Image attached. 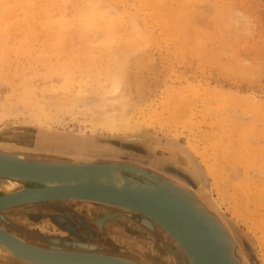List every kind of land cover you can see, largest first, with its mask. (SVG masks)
<instances>
[{
    "label": "rangeland",
    "instance_id": "374dc122",
    "mask_svg": "<svg viewBox=\"0 0 264 264\" xmlns=\"http://www.w3.org/2000/svg\"><path fill=\"white\" fill-rule=\"evenodd\" d=\"M46 1L48 3L45 2L44 6H53V18L72 22L71 33L65 35L68 39L56 32L53 34L46 27L48 18L43 10L40 12L43 16L39 13L33 15L15 0H9L14 17L11 14L13 18L10 16L11 19H7V11L0 4V142L35 148L39 140H43L50 144L42 147L44 151L77 152L95 159L115 158L116 152L120 155L116 159L143 167L175 183L181 181L195 188L204 184L210 188L213 199L217 198L222 204L220 210L224 211L222 213L246 258L254 264H264V243L259 240L260 233L248 229L244 221L249 216V220L262 225L263 218L264 224L263 209L253 211L252 204H242L248 214L242 210L239 211L240 216L247 214V217H236L235 201L237 203L239 200L233 199L236 197L234 194H245L242 179H249L245 172L251 169L256 172V169L263 168L264 0H154L157 3L145 1L147 4L144 0H102L101 8L115 18L118 40L115 42H111L112 39L103 29L97 35V31L82 26L80 9L89 5L87 0H67L65 5L55 0ZM42 5L38 3L40 8ZM63 12H67L64 18ZM29 18L32 20L29 21ZM19 20L24 23L28 20L26 26L21 25ZM31 21L30 28L34 29V24L39 25V29L35 25L36 34L27 32V23ZM134 22L139 25L140 34L134 30ZM40 29L45 30L41 32ZM64 61L71 63L68 62L66 67ZM62 65L66 69L73 68L74 87L79 85L76 81L83 73V79H88V89L98 91L101 88L99 93L108 91L111 85L110 71L123 74L118 90L121 98L116 96V103L113 102L115 114L111 116V112L109 116L104 115L106 118L102 120L97 117L100 121L93 120L79 102H75L69 112L66 105H62L64 101L61 100L62 104L58 101L60 98L66 99L63 95L67 96L62 88H66V85H62V74L65 72L64 69L60 70ZM58 79L61 81L58 82ZM57 83L59 88L62 85V89L57 87ZM28 89L33 92V99L26 101L23 94ZM57 92L59 98L54 95ZM109 92L112 93V90L109 89ZM187 99H193L191 106L185 103ZM223 101L226 103L221 104ZM235 111L241 112L240 115H235ZM231 113L237 118H232ZM110 117L116 121L109 124L107 119ZM126 121H130V125L126 126ZM189 144L198 147L199 154L193 152ZM60 145L66 148L60 149ZM247 155H252L251 163ZM39 160L60 162L54 158ZM209 165L217 169L229 202L226 199L222 202L219 198L218 186L206 172ZM231 165H235L236 172L230 171L234 169ZM229 172L234 174L230 173L232 178L237 176V172H243L241 181L240 178L238 181L231 179L232 187L228 183L231 182ZM253 175L259 180L264 179L261 174ZM224 183H228L229 188L227 184L224 187ZM232 188H239V194ZM71 203L65 209H53L49 204L36 208H11L1 213L0 223L26 241L42 247L51 246L50 237H70L97 247L88 249L92 252L125 254L122 252L131 247L159 264H188L183 250L176 243L168 242L140 224L138 219L143 218L140 214L134 213L128 217L123 214L117 220L105 223L103 230H100L96 221L104 214L101 206L80 201ZM229 203H234L233 209H230L232 204ZM5 220L17 226L21 233L17 234L6 226ZM71 248L85 250L83 246ZM165 257H169V260L164 263L161 259Z\"/></svg>",
    "mask_w": 264,
    "mask_h": 264
},
{
    "label": "water",
    "instance_id": "95a60500",
    "mask_svg": "<svg viewBox=\"0 0 264 264\" xmlns=\"http://www.w3.org/2000/svg\"><path fill=\"white\" fill-rule=\"evenodd\" d=\"M3 144L19 145L0 142V146ZM22 148L26 150L22 158L0 151V175L21 177L35 186L19 193L0 195V215L11 208H36L45 204L53 209H65L71 202H87L80 200L87 199L92 200L88 203L101 206L104 214L100 217H109L105 223L115 221L123 214L128 217L137 213L143 217L138 219L140 224L151 232L155 233L153 229L156 226L169 230L183 247L182 240L185 238L188 241L186 249L196 264H251L225 218H222L224 225L217 220H206L193 206V202L202 199L192 195L188 201L173 193L179 188L177 185L184 183H175L155 172L115 158L93 159L76 153L58 154L42 149L37 151L28 146ZM40 158H54L60 162L40 161ZM118 172H122V177L127 180L122 186L117 181ZM127 173L145 182V187H132ZM49 181L65 182L67 185L48 186ZM100 217L96 223L102 230L105 223H98ZM63 221L68 224L66 219ZM0 226L4 227L1 223ZM1 227L0 240L11 246L17 256L0 261L4 264H126L120 259V253L92 252L88 249L97 247L70 237H50L51 246L42 247ZM76 246H83L85 250H72L71 247ZM122 253L130 252L125 250ZM184 254L188 256L186 252Z\"/></svg>",
    "mask_w": 264,
    "mask_h": 264
},
{
    "label": "bare ground",
    "instance_id": "6f19581e",
    "mask_svg": "<svg viewBox=\"0 0 264 264\" xmlns=\"http://www.w3.org/2000/svg\"><path fill=\"white\" fill-rule=\"evenodd\" d=\"M17 3H19L21 6H22V8L23 9H25V10H28V11H30V12H32L33 13V15H35V14H40V12H41V10H43L44 11V13H46L47 14V22H46V27L53 33H55L56 32V34H58V35H60V37H64L65 35H67V34H69V33H71L70 31H71V28H72V22L71 21H69V20H66V19H57V17L56 18H53V16L51 15V13L53 12V10H52V7H49V6H47V4L44 6V3L45 2H47L46 0H15ZM54 1V0H53ZM88 2H89V5L87 6V7H85V8H82V9H80V22H81V24H82V26H84V27H86L87 29L89 28L90 29V31L91 30H93V31H97V35L99 34V32L103 29V30H105V31H107V35H109V37L113 40H111V42H115L116 40H117V36H116V23H115V18H112V15L108 12V13H106L105 12V10H103L102 8H101V1L102 0H87ZM143 1V0H142ZM153 2L154 0H144L143 2L145 3V4H147L146 2ZM160 1V0H159ZM182 1H184V0H182ZM55 2H58V3H62L63 5H65L66 4V2H67V0H55ZM79 2V1H78ZM185 2H187V0L185 1ZM38 3H41V8H40V6H38ZM48 3V2H47ZM148 3V4H149ZM153 3H157V2H153ZM0 4L2 5V7L5 9V11H7V19H9L10 18V16H11V14L13 13V9H11L9 6V0H0ZM52 4V3H51ZM20 5H19V7H20ZM54 5H56V4H54ZM151 5V4H150ZM149 5V6H150ZM155 5V4H154ZM153 5V6H154ZM163 5V4H162ZM1 7V6H0ZM18 7V8H19ZM157 7H158V9L160 8L159 7V5L157 4ZM21 8V7H20ZM56 9V8H55ZM64 10V9H63ZM114 10V9H113ZM160 10H161V8H160ZM42 11V12H43ZM67 11V10H66ZM154 11V10H153ZM162 11V10H161ZM14 12H15V10H14ZM30 12H28V13H30ZM57 12V11H56ZM110 12H112V10H110ZM114 12V11H113ZM22 13V12H21ZM115 13V12H114ZM158 13L159 14H161L160 13V11L158 10ZM8 14H9V16H8ZM66 14H67V12H66ZM66 14H64V12H63V18L64 17H66ZM13 15V14H12ZM41 15V14H40ZM45 15V14H44ZM55 15V14H54ZM78 15V14H77ZM134 15V14H133ZM132 15V16H133ZM5 16V17H6ZM41 16H43V15H41ZM69 16V15H68ZM119 16H120V14H119ZM161 16V15H160ZM13 17H14V15H13ZM12 16H11V18H13ZM114 17V16H113ZM115 17H117V16H115ZM122 17V16H121ZM134 17V16H133ZM157 17H158V15H157ZM10 18V19H11ZM30 18H32V17H30ZM29 18V21L30 20H32V19H30ZM40 18H42V17H39V19ZM71 18V17H70ZM135 18V17H134ZM172 18V17H171ZM20 19V18H19ZM35 19H36V17H35ZM136 19V18H135ZM18 20V19H17ZM21 21H24V20H22V19H20ZM19 20V22H21ZM37 20V19H36ZM42 20H44V17H43V19ZM133 20V19H132ZM6 21V20H5ZM8 21V20H7ZM28 20H25V23L27 22ZM77 21V20H76ZM133 21H135V20H133ZM138 21V20H137ZM136 21V22H137ZM168 21V20H167ZM18 22V21H17ZM33 22H35V21H33ZM132 22V21H131ZM13 23H15L16 24V22H13ZM12 23V24H13ZM22 23L23 24H25L24 22H21V25H22ZM31 23H32V21L30 22V23H27V24H29V27H26L27 29H28V31L27 32H29L28 34H30V32H32V34H36V33H34V29L36 28V26H38V29H39V25H36V24H34L33 25V28L34 29H32V28H30V27H32L31 26ZM36 23V22H35ZM11 24V25H12ZM38 24V23H37ZM21 25H19V27H21ZM36 25V26H35ZM78 25V24H77ZM138 24H136L135 22H134V30H137V31H139L138 33L137 32H135V33H137V34H140V27H139V25L137 26ZM13 26V28H14V25H12ZM11 26V27H12ZM25 26H26V24H25ZM35 26V27H34ZM55 27H57V28H55ZM8 28V30H9V27H7ZM12 28V29H13ZM82 28V27H81ZM86 28H83L84 30L86 29ZM148 28V27H147ZM29 29H32L33 31H30ZM48 29H46L47 31H48ZM52 29H55V31H52ZM73 29V28H72ZM118 29V28H117ZM11 30V29H10ZM26 30V29H25ZM40 30H42L41 32H43V30H45V29H40ZM189 30V29H188ZM187 30V31H188ZM39 31V30H38ZM81 31V30H80ZM92 31V32H93ZM142 31V30H141ZM35 32H37V30L35 31ZM40 32V33H41ZM102 32V31H101ZM9 33V32H8ZM39 33V32H38ZM46 33H48V32H46ZM53 33V34H54ZM86 33H88V32H86ZM103 33H104V31H103ZM20 34V33H19ZM43 34V33H42ZM105 34V33H104ZM131 34H132V32H131ZM21 35V34H20ZM45 35H47V34H45ZM48 35H52V34H48ZM149 35V34H148ZM32 36V35H31ZM75 36V35H74ZM96 36V35H95ZM143 36H144V34H143ZM143 36L141 35V37L143 38ZM66 37V36H65ZM88 37V36H87ZM67 38V37H66ZM76 38V37H75ZM97 37H95V39H96ZM48 39V38H47ZM64 39V38H63ZM68 39V38H67ZM151 39V38H150ZM91 40V39H90ZM110 40L108 41V42H110ZM148 40V39H147ZM76 41V40H75ZM99 41V40H98ZM98 41H97V43H98ZM107 41V40H106ZM118 41V40H117ZM122 41V40H121ZM64 42V41H63ZM101 42H103V41H101ZM123 42V41H122ZM77 43V42H76ZM104 44V43H103ZM122 46V45H121ZM115 47V46H114ZM29 49V48H28ZM8 50V49H7ZM20 50V49H19ZM35 50V49H34ZM75 52V51H74ZM20 54V53H19ZM114 54H115V52H114ZM110 56V55H109ZM66 57V56H65ZM116 57H118V56H116ZM60 58V57H59ZM97 58V57H96ZM112 58H113V56H112ZM66 59H68L69 60V58H67L66 57ZM48 60V59H47ZM65 60V59H64ZM115 61V60H114ZM34 62V61H33ZM58 62V61H57ZM65 62V61H64ZM69 62V64L71 63L70 61H68ZM68 62H65L66 64H65V66L67 67V64H68ZM103 63V62H102ZM61 64V63H60ZM40 66V65H39ZM54 66H56V64L54 65ZM63 66V65H62ZM65 66H63V67H65ZM60 67H61V65H60ZM62 67V69H60V70H65V72L62 74V78H63V83H62V85L64 84V85H66V88L65 87H62L63 88V90H66V92H67V96L65 97V95H63V98H66L65 100H63V99H59L58 101H60L61 102V100H62V102L64 101V103L62 104V102H61V104L62 105H66L65 107L68 109V111L72 108V105L73 104H75V102H79V103H81V107L83 108V111H86V112H89L90 113V115L92 116V118H93V120H99L100 121V119L102 120V119H104V118H106L104 115H107V116H109L110 114H111V112H113L112 113V115L111 116H113L114 114H115V109L116 108H114V103H116V96L118 97V99H120L121 98V95L120 94H118V90H119V88H120V85H121V83H122V81H123V79L122 78H124L123 76V74L121 75L120 74V72H115L114 74L113 73H111V71H110V73H109V76L111 75V78H110V82H111V85L110 86H108L109 87V89L110 90H112V93L113 92H115V93H110L109 92V89H108V91H104V92H101L100 91V93L98 92L99 90H101V88L97 91V89H88V88H90L89 86H88V82H87V80L88 79H86V80H84L85 78H84V74L82 73V75H79V77H80V80L78 79V81H76L77 83L79 82V85L78 86H76V87H74L75 85H74V79L72 78V74H73V68H70V69H66V67L65 68H63ZM70 67V66H69ZM53 68V67H52ZM45 69V68H44ZM43 70V69H42ZM53 71V70H52ZM58 71V70H57ZM84 71V70H83ZM53 72H55V71H53ZM53 72H51V73H53ZM56 73V72H55ZM27 74V73H26ZM59 74H61V72H59ZM73 75H75V74H73ZM7 76V75H6ZM78 77V78H79ZM82 78V79H81ZM84 78V79H83ZM52 79V78H51ZM103 79V78H102ZM37 80V79H36ZM57 80V79H56ZM60 79H58V82H60L59 81ZM100 81V80H99ZM46 82V81H45ZM48 82V81H47ZM46 82V83H47ZM110 82H109V80H108V83L110 84ZM39 83V82H38ZM41 83V82H40ZM49 83H50V81H49ZM48 83V84H49ZM88 83V84H87ZM34 84H35V82H34ZM58 84V83H57ZM108 84V85H109ZM62 85H60V88H59V84H58V88L59 89H62L61 88V86ZM39 86V85H38ZM37 86V87H38ZM111 86H113L112 87V89H111ZM106 87V86H105ZM105 87H103V88H105ZM39 88V87H38ZM65 88V89H64ZM55 89V88H54ZM114 90V91H113ZM199 91V90H198ZM37 92V91H36ZM195 92H197V91H195ZM110 93V94H109ZM219 93H220V91H219ZM37 94L39 95V93L37 92ZM56 94H59L58 92L57 93H54V95H56ZM212 94V93H211ZM216 94V93H215ZM238 94V93H237ZM37 95V96H38ZM48 95V94H47ZM46 95V96H47ZM50 95H52V93L50 94ZM196 95H197V93H196ZM218 95V94H217ZM217 95H216V97H217ZM48 97H49V95H48ZM56 97L57 98H59V96H57L56 95ZM62 97V96H61ZM226 97V96H225ZM234 97H235V95H234ZM233 97V98H234ZM238 97V96H237ZM23 98H24V100H26V101H29V100H32L33 99V92L31 91V90H25L24 91V94H23ZM230 98V97H229ZM255 98V97H254ZM225 99V98H224ZM248 99V98H247ZM41 100V99H40ZM50 100H51V98H50ZM53 100V99H52ZM51 100V101H52ZM68 100V101H67ZM223 100V99H222ZM245 100V99H244ZM256 100H258V99H256ZM45 101V100H44ZM118 101H120V100H118ZM221 101V100H220ZM219 101V102H220ZM231 101V103H232V100H229V102ZM234 101V100H233ZM41 102V101H40ZM114 102V103H113ZM192 102H193V99H187L186 100V102L185 103H187L188 105H192ZM224 102L226 103V101H223V102H221V104H224ZM228 102V103H229ZM235 102V101H234ZM242 102H245V101H242ZM43 103H45V102H43ZM46 103H51V102H46ZM45 103V104H46ZM52 103H56V102H52ZM230 103V104H231ZM246 103V102H245ZM247 104V103H246ZM47 105H49V104H47ZM47 105H46V107H47ZM61 105V106H62ZM234 105V104H233ZM235 105H236V103H235ZM234 105V106H235ZM232 107V106H231ZM257 106H255V108H256ZM53 108V107H52ZM81 108V109H82ZM241 108V107H240ZM251 108H253V107H251ZM56 109H59L58 107L56 108ZM55 109V110H56ZM62 109V108H61ZM233 109V108H232ZM254 109V108H253ZM263 109V108H262ZM240 110V109H239ZM63 111V110H62ZM64 111H66V110H64ZM82 111V112H83ZM70 112V111H69ZM236 112V111H235ZM234 112V114L235 115H237V116H239L240 115V113L239 112H236L235 113ZM85 113V112H84ZM88 113V114H89ZM233 113V112H232ZM231 113V114H232ZM238 113V114H237ZM87 114V113H86ZM87 114V115H88ZM234 114H232L233 116H231L232 118H237ZM101 115H102V118H101ZM242 115V114H241ZM104 116V117H103ZM235 116V117H234ZM97 117H99L98 119H97ZM231 118V119H232ZM241 118V117H240ZM263 119H264V117H263ZM108 121V123L109 124H111V123H114L116 120L114 119V117H110V118H108L107 119ZM260 120H261V118H260ZM237 122V121H236ZM125 125L126 126H128V125H130V121H126L125 122ZM258 126V125H257ZM264 126V125H263ZM257 128V127H256ZM261 129V128H260ZM233 133V132H232ZM260 136V135H259ZM248 139V138H247ZM251 139V138H250ZM253 139V138H252ZM39 145H38V147H35L34 148V150H37V151H40L41 149H42V147L43 146H45V145H47V146H49L50 144H47V143H45L43 140H39ZM150 143H153V142H150ZM142 144V143H141ZM150 145V144H149ZM57 146V145H56ZM78 146V145H77ZM81 146V145H80ZM192 150H193V152H195L196 154H199V152H198V147H196V146H194L193 144H189L188 145ZM23 146H14V145H8V144H3V145H1L0 146V151H5V152H11V153H13V154H15V155H18V157H23V155H24V153H25V149H23L22 148ZM53 147H54V144H53ZM97 147V146H96ZM50 148V147H49ZM66 147H64V146H62V145H60V149H65ZM70 148H72V147H70ZM189 148V149H190ZM51 149V148H50ZM73 149V148H72ZM227 149H228V147H227ZM229 149H230V147H229ZM46 150V149H45ZM54 150V149H53ZM68 150V149H67ZM80 150V149H79ZM65 151V150H64ZM242 151H243V149H242ZM241 151V152H242ZM48 152V151H47ZM74 152V151H73ZM54 153V152H53ZM59 153V152H58ZM69 153H71V152H69ZM75 153H77V152H75ZM115 153V159L118 157V156H120L119 154H116V152H114ZM79 154V153H78ZM83 154V153H82ZM82 154H81V156H82ZM101 155V154H100ZM110 155V154H109ZM233 155V154H232ZM84 156V155H83ZM110 156H112V155H110ZM184 156V155H183ZM248 156V155H247ZM247 156H246V158H247ZM252 156V155H251ZM251 156H248V158H249V160L251 159ZM87 157H90V156H87ZM218 157V156H217ZM257 157V156H256ZM94 159H95V157H93ZM98 158V157H97ZM96 158V159H97ZM102 158V157H101ZM239 158V157H238ZM218 159V158H217ZM46 160V159H45ZM120 160V159H119ZM188 160V159H187ZM220 160V159H219ZM227 160L229 161V159L227 158ZM42 161V160H41ZM51 161H52V159H51ZM128 161V160H127ZM182 161V160H181ZM225 161H226V159H225ZM225 161L223 162V164H225ZM258 161V160H257ZM222 162V161H221ZM227 162V161H226ZM134 163V162H133ZM138 163V162H137ZM181 163V162H180ZM229 163V162H228ZM227 163V165H230V164H228ZM250 163H251V160H250ZM256 163V162H255ZM262 163H263V165H261V166H263V168H264V158L262 157ZM138 164H140V163H138ZM178 164H179V162H178ZM182 164H184V163H182ZM232 164V163H231ZM142 165V164H141ZM180 165V164H179ZM260 165V164H259ZM138 166V165H137ZM144 166V165H143ZM181 166V165H180ZM223 166V165H222ZM235 165H231L230 167H233L234 169H230V171L232 172V170H233V172L235 171H237V169L234 167ZM258 166V165H257ZM146 167V166H145ZM225 167H228V166H226L225 165ZM247 167V166H246ZM259 167V166H258ZM217 168H219V167H217ZM251 168V167H250ZM263 168L261 169V170H259V169H256V172H255V170H252V171H254V173H252V171L251 170H248V172L246 171L245 173L248 175V177L247 178H249V179H245V177H243V179L241 178V174H243V172H241V174H240V172H237V173H239V174H237L236 173V177H230V173L231 172H229V180H231V179H234L235 181H238V178H240V181H241V179H242V181H243V188L245 189V194L243 195V192L242 191H240V192H242V193H240V195L239 196H237V194H234L236 191H237V193H238V189L237 190H235V188H232L231 190L232 191H235L234 193L233 192H231L232 194H234V196H236V197H233V199L234 198H236V199H234V200H239V202L237 201V203H240V204H238L237 205V203H236V201H235V205L237 206L236 208V210H234V214H236V215H234V216H236V217H238V216H240L241 214H240V212L239 211H242V210H244V205L245 204H247V205H253L254 207L252 208V210L253 209H255V211H262L261 209H263V211H262V214L264 213V179L263 178H260V180L256 177L255 178V176L253 175V174H261V175H263V177H264V170H263ZM140 169H142V168H140ZM224 169H226V168H224ZM227 169H229V167L227 168ZM241 169V168H240ZM239 169V170H240ZM248 169V168H247ZM188 170V169H187ZM238 170V171H239ZM245 170V169H244ZM243 170V171H244ZM157 171V170H156ZM228 171V170H227ZM241 171V170H240ZM251 171V175H249V172ZM206 172H207V175L212 179V182H214V184L215 185H217L218 186V188H217V191H218V193H219V198L221 197V199H222V202H223V200L225 201V199H226V194H225V189H223V186H222V182H221V180L219 179V175L217 174V169L215 168V167H213V166H207L206 167ZM165 173V172H164ZM219 174H220V172H219ZM232 174V173H231ZM223 175H224V173H223ZM232 175H234V174H232ZM240 175V176H239ZM121 176V177H120ZM167 176V175H166ZM254 176V177H253ZM258 176V175H257ZM117 177H118V183H119V185H123V184H125L126 182H127V180H124V178L122 177V172H118L117 173ZM129 177H131L130 179H131V184L133 185H131L132 187H139V188H143V187H145V182H143L142 180H140L139 178H136L135 176H132L131 174L129 175ZM170 177V176H169ZM250 177H253V178H250ZM86 178H87V176H86ZM237 180H236V179ZM255 178V179H254ZM261 179H263V180H261ZM246 180V181H245ZM85 181H86V179H85ZM228 181V180H227ZM234 181V182H235ZM179 182H181V181H179ZM178 182V183H179ZM27 180H25V179H23V178H21V177H9V176H2V175H0V195H2V194H15V193H19V192H22L23 190H25L27 187H29V186H27ZM48 184V186H57V185H63V184H65V185H67L65 182H59V181H49V182H47ZM182 183V182H181ZM228 183H229V185L231 184V183H233L232 182V180H231V182L230 181H228ZM228 183H224V187H226V184H227V188H229L228 186ZM236 183V182H235ZM238 183V182H237ZM33 184V183H32ZM200 185V184H199ZM199 185H198V187H199ZM234 184H232V186H233ZM31 186V185H30ZM33 186V185H32ZM39 186H41V185H39ZM231 186V185H230ZM231 186V187H232ZM177 187H179V188H176L175 189V191L173 192V193H175L176 195H179V196H181V198H185L186 200H190V198L192 197V195H194L195 197H199L200 199H202V201H196V202H193L194 204H193V206L195 207V209L198 211V212H200V214L202 213V215L204 216V218H206V220H209L210 221V219H213V220H217V221H220V223L222 224V225H224L222 222V218H225L224 217V215H223V213H221L220 212V209H221V205H220V201L218 202L217 201V198H215L214 200L211 198V194H212V192H211V190H210V188H208L206 185H204L203 184V186H202V188L201 189H199V188H197V190L196 189H194L192 186H189L188 187V185H185V183L184 184H182V186L181 185H177ZM237 188V187H236ZM241 188V187H240ZM229 190V189H228ZM208 193H207V192ZM205 192V193H204ZM231 193H229V194H231ZM231 194V195H232ZM239 194V193H238ZM241 194H242V196H244V198H240V197H242L241 196ZM227 195H228V193H227ZM229 196V195H228ZM245 197H246V201H245ZM214 198V197H213ZM229 198V197H228ZM230 198H231V196H230ZM237 198H239V199H237ZM80 200H84V201H87V202H92V200H87V199H80ZM227 200V199H226ZM234 200H233V202H234ZM228 202L230 201V200H227ZM229 204H232V203H229ZM242 204H243V206H242ZM70 205V204H69ZM228 205V204H227ZM240 205V206H239ZM215 206V207H214ZM231 206V205H230ZM233 206H234V203L232 204V208H230V209H233ZM89 207H90V205H89ZM207 207H209V209L207 208ZM239 207H243V209L242 208H240V209H238ZM250 207V206H249ZM248 206H247V208H249ZM251 209V208H250ZM247 210V209H246ZM249 210V209H248ZM250 211V210H249ZM254 211V210H253ZM222 212H224V211H222ZM243 212V211H242ZM244 212L245 213H247L245 210H244ZM259 212H258V214H259ZM89 213V212H88ZM92 214V213H91ZM248 214V213H247ZM246 214V215H247ZM251 214V213H250ZM255 214V213H254ZM246 215H243V217L244 216H246ZM92 216H93V214H92ZM256 216V215H255ZM90 217V216H89ZM88 217V218H89ZM243 217H241L240 216V218H243ZM247 217V216H246ZM95 218H96V216H95ZM107 218H109L108 216H103V217H100V219L98 220V223H100V224H102L103 222L105 223V220L107 219ZM251 218V217H250ZM258 218H259V215H258ZM86 219V218H85ZM94 219V218H93ZM257 219V218H256ZM229 220V219H228ZM254 220V219H253ZM94 222L96 221V220H93ZM216 221V222H217ZM229 221H231V220H229ZM243 221V220H242ZM244 221L247 223V225H248V229H252V230H257V231H259L258 233H260V235L258 236L259 237V240H260V242H263L264 243V224H263V218H262V220H261V223H262V225H260V224H258V223H256V222H254V221H251V220H249V216H248V218H244ZM2 222V221H1ZM245 222H244V224H245ZM107 223V222H106ZM260 223V222H259ZM218 224H219V222H218ZM230 224V223H229ZM220 225V224H219ZM1 227V226H0ZM220 227L221 228H223V226H221L220 225ZM1 228H3L4 229V227H1ZM99 228V227H98ZM103 230V229H102ZM154 231H155V233H153V234H158V235H160V236H162L164 239H167L168 240V242L169 241H173L174 243H178V241L176 240V237H175V235H173L169 230L167 231L166 229L164 230L163 228H160V227H154V229H153ZM226 233V232H225ZM234 233V232H233ZM247 234V233H246ZM249 234V233H248ZM13 235H16V234H13ZM235 235V234H234ZM250 235V234H249ZM18 236V235H17ZM112 236V235H111ZM248 236V235H247ZM157 237V236H156ZM236 237V236H235ZM19 238H20V236H19ZM252 238V237H251ZM21 239H23V238H21ZM108 239V238H107ZM152 239V238H151ZM250 239V238H249ZM254 239V238H253ZM24 240V239H23ZM109 241H110V239H109ZM255 241V240H254ZM113 242V241H112ZM181 242V241H180ZM116 243V242H115ZM124 243V242H123ZM182 243H183V245H184V247L181 245V244H179L178 243V245H179V247H181V249L184 251V253L186 252V254L188 255V256H186L185 254H184V256H185V258L187 259V262H188V264H196L195 263V260L193 259V257H191V255H190V253L187 251V249H186V247H187V244H188V241H186V239L185 238H183V240H182ZM187 243V244H186ZM125 244H127V243H125ZM38 245V244H37ZM152 245V244H151ZM121 246V245H120ZM171 246V245H170ZM258 247V246H257ZM113 248V247H112ZM152 248H153V246H152ZM125 249V248H124ZM151 249V248H150ZM172 250V252L174 253L175 252V250H173V249H171ZM118 251V250H117ZM128 251L130 252L129 254H122L121 256H120V259H122L123 261L122 262H124V263H126V264H159V263H157V262H155V261H153V260H151L150 258H148V257H145L144 256V254H140L139 252H137V251H135V250H133L131 247H129L128 248ZM151 251H152V249H151ZM155 252V251H154ZM188 252V253H187ZM111 253V252H110ZM163 253H165V252H163ZM167 254V253H166ZM177 254V253H176ZM252 254V253H251ZM253 255V254H252ZM183 256V257H184ZM190 256V257H189ZM17 256H16V252H15V250L11 247V246H9V245H7L5 242H3V241H1L0 240V261H2V260H11V259H14V258H16ZM171 257H173L172 255H171ZM255 258V257H254ZM172 259V258H171ZM167 260H169V257H165L164 259H161V261L162 262H166ZM259 262V261H258ZM251 264H254L252 261L250 262ZM169 264V263H168Z\"/></svg>",
    "mask_w": 264,
    "mask_h": 264
},
{
    "label": "flooded vegetation",
    "instance_id": "af4514ba",
    "mask_svg": "<svg viewBox=\"0 0 264 264\" xmlns=\"http://www.w3.org/2000/svg\"><path fill=\"white\" fill-rule=\"evenodd\" d=\"M30 185H31V186H30ZM32 185L35 186V184L27 183V186H29V187H33ZM37 186H39V185H37ZM5 225H6V226H10V227L12 228V230H13L14 232H16L17 234H20V233H21V232H20V229H19L17 226H15V225L9 223V222L6 221V220H5Z\"/></svg>",
    "mask_w": 264,
    "mask_h": 264
},
{
    "label": "crops",
    "instance_id": "0c3cea01",
    "mask_svg": "<svg viewBox=\"0 0 264 264\" xmlns=\"http://www.w3.org/2000/svg\"><path fill=\"white\" fill-rule=\"evenodd\" d=\"M23 146H27V145H23ZM29 147V146H28Z\"/></svg>",
    "mask_w": 264,
    "mask_h": 264
}]
</instances>
